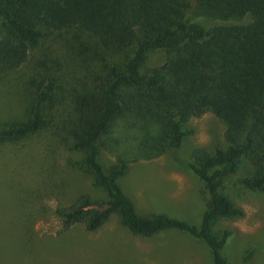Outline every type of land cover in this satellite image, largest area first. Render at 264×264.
Wrapping results in <instances>:
<instances>
[{"label":"trees","instance_id":"obj_1","mask_svg":"<svg viewBox=\"0 0 264 264\" xmlns=\"http://www.w3.org/2000/svg\"><path fill=\"white\" fill-rule=\"evenodd\" d=\"M89 38L117 58L92 78ZM156 52L162 67L149 65ZM0 82L26 106L0 127V145L47 133L79 154L69 167L102 193L57 206L63 230L96 232L115 216L134 236L180 232L204 243L212 264H230V232L215 226L244 212L226 191L264 193V0H0ZM206 114L225 125L226 146L178 159L189 122ZM165 155L202 187L199 226L141 215L121 186L133 164Z\"/></svg>","mask_w":264,"mask_h":264},{"label":"rangeland","instance_id":"obj_2","mask_svg":"<svg viewBox=\"0 0 264 264\" xmlns=\"http://www.w3.org/2000/svg\"><path fill=\"white\" fill-rule=\"evenodd\" d=\"M52 36L44 41L48 48L57 46ZM83 55L91 78L117 59L92 38ZM165 60L163 52L149 55L151 66L162 67ZM24 70L28 66L19 71ZM3 87L0 82V127L22 120L26 109ZM188 126L193 134L177 151L178 159L189 160L196 148L211 152L226 146L225 125L214 115L192 119ZM78 158L47 133L0 145V264H212L207 246L186 234L170 230L137 237L115 216L96 232L81 224L63 230L54 216L57 206L69 205L80 194L102 195L87 176L69 167L68 160ZM101 160L105 167L114 163L106 153ZM120 183L141 215L164 214L199 226L202 187L168 156L133 164ZM226 194L244 215L215 226L219 234L230 232L225 257L230 264H264V193L227 189Z\"/></svg>","mask_w":264,"mask_h":264}]
</instances>
